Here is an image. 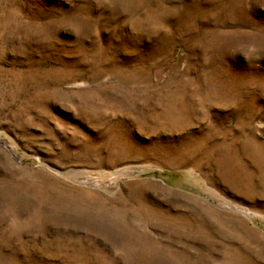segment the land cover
Listing matches in <instances>:
<instances>
[{
    "label": "rangeland",
    "instance_id": "1",
    "mask_svg": "<svg viewBox=\"0 0 264 264\" xmlns=\"http://www.w3.org/2000/svg\"><path fill=\"white\" fill-rule=\"evenodd\" d=\"M0 264H264V0H0Z\"/></svg>",
    "mask_w": 264,
    "mask_h": 264
}]
</instances>
